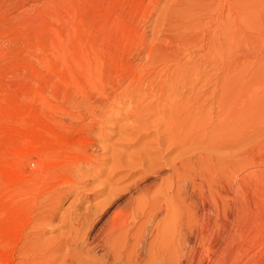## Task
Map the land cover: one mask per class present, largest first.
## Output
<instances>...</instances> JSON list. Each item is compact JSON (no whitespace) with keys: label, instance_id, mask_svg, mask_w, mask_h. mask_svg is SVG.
<instances>
[{"label":"rangeland","instance_id":"obj_1","mask_svg":"<svg viewBox=\"0 0 264 264\" xmlns=\"http://www.w3.org/2000/svg\"><path fill=\"white\" fill-rule=\"evenodd\" d=\"M254 5L263 16L264 0H0V264H264V21L246 17ZM233 76L252 113L178 145L196 194L182 202L170 166L139 159L158 154L175 102L187 110L202 96L216 120L212 97ZM167 147L168 162L182 153ZM79 154L89 161L72 182L20 189L38 176L36 160ZM12 171L19 181L7 182ZM118 212L137 226L107 252L99 243ZM198 212L214 226L182 252L179 226Z\"/></svg>","mask_w":264,"mask_h":264},{"label":"bare ground","instance_id":"obj_2","mask_svg":"<svg viewBox=\"0 0 264 264\" xmlns=\"http://www.w3.org/2000/svg\"><path fill=\"white\" fill-rule=\"evenodd\" d=\"M255 5H258V4L255 3ZM255 5H254V8H255L254 11L252 13L247 14L246 17L249 20L251 18H253L254 21L262 22V21H264V14L262 16L261 8L258 7L259 8L258 9L255 7ZM235 22H237L236 19H235ZM247 23H248L247 25H250V26L251 25L255 26L257 24V22L252 23L249 21ZM247 25H246V27H247ZM236 80H238V79H236L235 76H233V78L230 77L229 79H225L223 81L222 89L217 91L216 94L213 95L212 98L215 100V102L213 101L212 105L214 106L215 114H217L216 120L214 118H212V120L210 122H207V117H209V116L205 113V110H206L205 105L206 104L205 105H204V103L200 104V99L202 96L199 98L198 104L188 106L187 110H186V106L184 104H180V103L175 102L174 106H172L173 108L170 110V114L168 112V114H169L168 116L164 115V117L167 119V122H165L164 124L166 127H168V133L157 136L158 139L162 140V142H160L158 144V147H157L158 148V154L156 155V157L152 158L150 161H147V157L143 156V155H142L143 157L141 156V159H139V161L141 163H138L137 165L141 164V166H143L144 164H150L148 166L149 168L151 166H154L157 168L159 167L158 171H160V169L165 167V166H170V172L168 175L169 178L171 179L170 187L176 188L175 189V195L178 196L179 199L182 200V202H186V203L195 202L196 194L193 190V188L195 187L194 182L189 179V176L191 174V172L189 171V167H190L189 163L192 161V158L185 156L188 153L183 152L184 149L180 148L178 145H180V143H182V145H187L186 143H184V142H186V140H184V138L186 137V135L191 133L190 130L194 131V133L196 132L194 134V137L195 136H196V138L199 136L203 137L208 133L209 128H212L213 131L216 129H220L221 126H224L225 124H230L231 121H235V118L239 119L240 116H243V118L245 117V119H249V116L251 115L250 113H252L251 112L252 111L251 110L252 109V98L249 95H248V97L244 96V95H242V93H239L237 91L238 90L237 86L239 84L238 85L236 84V82H237ZM244 85L245 84H243L242 86L245 87ZM245 92H246V90H245ZM185 110H186V115H184ZM161 115H163V114H161ZM240 118L242 119V117H240ZM143 122H142V124H143ZM144 124H145V122H144ZM66 142L68 143L67 140H66ZM79 142H80V139H79ZM167 143H169L170 146H175V147L179 148L180 150H182V153L180 154V156L173 159L171 162H168L167 160H165V156L162 154L163 147L166 148V145L168 146L167 148L170 147L169 144H167ZM78 144L81 145V143H78ZM85 145H86V143H85ZM52 158H50V159H52ZM50 159H48V160L47 159L36 160L37 162L35 161L34 164L37 167L35 170L38 172V176L36 178L32 179V182L29 185L21 186L20 189H22L25 192H27V191L33 192L36 190L50 189V188H52V186H55L51 183V181L55 180V179H58L57 181H59L58 183H55L56 185H60L63 182H66V183L72 182L73 175L75 173V166L79 162H81L83 159H84V162L89 161V157L88 156L85 157V155L82 156V154L75 155L67 161L60 160V162H59V160L57 159L58 161L55 162L56 160L54 159V162L51 161L52 162L51 163ZM133 160H135V159H133ZM47 161H49V162H47ZM17 167H18L17 169L21 168L20 166H17ZM4 170H3V168L0 169V174H3L4 176H6L7 173H6V170L5 171ZM10 173H13V176H12V174L10 175ZM10 173L8 175L12 176L13 178L10 179L11 181L7 180V182L14 183L16 181H19L18 177L16 178V175H14L13 171ZM15 174H17V173H15ZM17 176H20V175H17ZM71 177H72V179H71ZM171 188H169V189H171ZM158 208L152 204L150 214L148 213L149 216L147 217L148 222L147 223L145 222L146 223L145 229H146V231H148V233L147 234L144 233L145 235H143L141 239H137L135 241L134 247L136 249L141 244H142V248L144 247V249L141 250L142 252H144V250H145V252L148 251V237H150L151 230L153 228V225H151L149 227V223L153 224V219L155 218L157 213L153 214L152 212L153 211L155 212L156 210H158ZM234 209L235 208H233L232 210H234ZM166 210L169 211L168 209H166ZM217 212H218V214L221 213L220 207L217 208ZM234 212L231 210L228 212V210H226V213H228L226 220H228V222L231 223V225L234 223L236 224L235 220L237 217V213L235 214ZM120 213H122V212H118L115 214V217H113V221H111L109 226H108L109 228H108L107 236L103 237V239L99 243L105 247L107 252H109V250H111L112 246H114L120 242V240H118L119 238L122 239V238L128 237L130 235V233L132 232V230L137 226L134 223L131 228L126 229L124 222L117 220V217ZM200 214H201L200 212L197 213V215H199V217L196 218V224L193 226L194 228L192 226H188V225L187 226L186 225L179 226L180 227L179 228L180 233L183 235L182 240L185 239V241L181 242V243H183V245H180L182 252H184L185 249L188 247L193 249L194 247L191 246V243L193 241L202 240L203 236L208 232V230L205 227V224H208L209 227L214 226V221L212 220V217L206 218L204 220ZM227 225H230V224H227ZM227 227H229V226H227ZM141 228H142V226H141ZM143 228H144V226H143ZM233 228H234V226L232 227V229ZM146 231H144V232H146ZM227 231L229 232L230 230H227ZM115 234H117V235L120 234V235L118 237H116L115 239H112ZM231 234H233V231L231 232ZM190 248H188V249H190ZM164 262L165 261H162V264H167ZM182 264H187V259H185V261H183Z\"/></svg>","mask_w":264,"mask_h":264}]
</instances>
